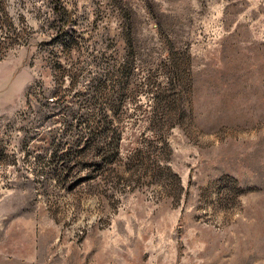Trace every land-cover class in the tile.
Listing matches in <instances>:
<instances>
[{"label": "rangeland", "instance_id": "374dc122", "mask_svg": "<svg viewBox=\"0 0 264 264\" xmlns=\"http://www.w3.org/2000/svg\"><path fill=\"white\" fill-rule=\"evenodd\" d=\"M0 264H264V0H0Z\"/></svg>", "mask_w": 264, "mask_h": 264}]
</instances>
